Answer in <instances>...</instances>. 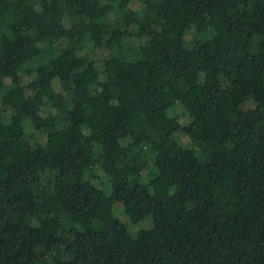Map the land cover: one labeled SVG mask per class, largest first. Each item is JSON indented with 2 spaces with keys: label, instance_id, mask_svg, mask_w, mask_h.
<instances>
[{
  "label": "trees",
  "instance_id": "obj_1",
  "mask_svg": "<svg viewBox=\"0 0 264 264\" xmlns=\"http://www.w3.org/2000/svg\"><path fill=\"white\" fill-rule=\"evenodd\" d=\"M0 264H264V0H0Z\"/></svg>",
  "mask_w": 264,
  "mask_h": 264
},
{
  "label": "rangeland",
  "instance_id": "obj_2",
  "mask_svg": "<svg viewBox=\"0 0 264 264\" xmlns=\"http://www.w3.org/2000/svg\"><path fill=\"white\" fill-rule=\"evenodd\" d=\"M155 105L158 106L159 105V101H156V104ZM182 119L185 120L186 119V116H183ZM27 128L28 127L26 126V130H27ZM182 140L183 141H186L185 137L182 136ZM120 212H121V205L118 206V213H120ZM144 222L145 221H139V222H137L136 223L137 227L143 226Z\"/></svg>",
  "mask_w": 264,
  "mask_h": 264
}]
</instances>
